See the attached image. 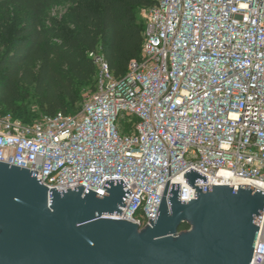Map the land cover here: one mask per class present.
I'll use <instances>...</instances> for the list:
<instances>
[{
    "label": "built area",
    "instance_id": "2783aa9c",
    "mask_svg": "<svg viewBox=\"0 0 264 264\" xmlns=\"http://www.w3.org/2000/svg\"><path fill=\"white\" fill-rule=\"evenodd\" d=\"M140 58L115 77L97 53L95 89L73 115L24 124L0 116V163L37 172L57 192L103 196L121 180L120 216L155 222L167 184L180 202L195 186H250L264 193V0H156L145 9ZM250 264H264V211Z\"/></svg>",
    "mask_w": 264,
    "mask_h": 264
},
{
    "label": "water",
    "instance_id": "95a60500",
    "mask_svg": "<svg viewBox=\"0 0 264 264\" xmlns=\"http://www.w3.org/2000/svg\"><path fill=\"white\" fill-rule=\"evenodd\" d=\"M36 173L0 163V264L251 263L264 193L250 186H195L206 177L190 169L195 199L180 202V185L167 184L155 222L139 229L101 218L120 216L130 196L121 180L100 196L49 190Z\"/></svg>",
    "mask_w": 264,
    "mask_h": 264
},
{
    "label": "trees",
    "instance_id": "16d2710c",
    "mask_svg": "<svg viewBox=\"0 0 264 264\" xmlns=\"http://www.w3.org/2000/svg\"><path fill=\"white\" fill-rule=\"evenodd\" d=\"M155 1L0 0V116L31 124L75 114L83 94L95 89L89 54L103 57L115 77L124 76L140 58L144 26L138 11ZM64 4L71 5L72 30L49 18Z\"/></svg>",
    "mask_w": 264,
    "mask_h": 264
},
{
    "label": "rangeland",
    "instance_id": "374dc122",
    "mask_svg": "<svg viewBox=\"0 0 264 264\" xmlns=\"http://www.w3.org/2000/svg\"><path fill=\"white\" fill-rule=\"evenodd\" d=\"M71 7L69 4H64L61 6H58L55 8L53 11L49 13V18L55 20L58 23H61L63 27L67 30H72V25L70 23V19L68 17V10ZM144 15H145V10H139L138 11V20L140 21L141 25L144 26ZM10 20L13 23H16V19L13 18V15H9ZM90 91H86L83 94V98H86L89 95Z\"/></svg>",
    "mask_w": 264,
    "mask_h": 264
}]
</instances>
